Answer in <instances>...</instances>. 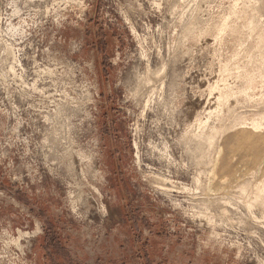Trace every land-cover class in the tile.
Segmentation results:
<instances>
[{
    "label": "rangeland",
    "instance_id": "rangeland-1",
    "mask_svg": "<svg viewBox=\"0 0 264 264\" xmlns=\"http://www.w3.org/2000/svg\"><path fill=\"white\" fill-rule=\"evenodd\" d=\"M263 187L264 0H0V264H264Z\"/></svg>",
    "mask_w": 264,
    "mask_h": 264
},
{
    "label": "bare ground",
    "instance_id": "bare-ground-1",
    "mask_svg": "<svg viewBox=\"0 0 264 264\" xmlns=\"http://www.w3.org/2000/svg\"><path fill=\"white\" fill-rule=\"evenodd\" d=\"M236 12H237V11H236ZM234 13H235V12H234ZM235 14H236V13H235ZM238 14H239V13H238ZM240 14H242V12H241ZM244 15L247 16V15H246V12H244ZM239 18H240V17H239ZM256 29H257V28H256ZM234 31H235V30H234ZM222 32H223V31H222ZM259 34H260V33H259ZM259 34H257V35H259ZM260 35H261V34H260ZM260 38H262V37H260ZM245 75H246V74H245ZM246 76H247V75H246ZM252 76H253V75H252ZM252 76H249V78H248V82H247V83H248V87H250V88H252V85H253V82H254V79H253ZM254 77H255V76H254ZM244 80H245V78H244ZM246 81H247V80H245V82H246ZM247 83H246V85H247ZM248 87H247V88H248ZM215 106H216V105H215ZM259 126H261L260 123H255L253 127H254V128H259ZM260 129H261V128H260ZM254 131H255V130H254ZM260 189H261V188H260ZM262 192H264V187L261 189V192H260V193H262ZM257 193H258V192H257ZM257 195H258V194H257ZM252 198H253V196H252ZM252 198H251V199H252ZM254 198H255V197H254ZM254 201H255V199H254ZM255 202H256V201H255ZM249 203H251V202H249ZM251 205H252V204H251ZM251 205H250V206H251ZM250 206H249V207H250Z\"/></svg>",
    "mask_w": 264,
    "mask_h": 264
}]
</instances>
